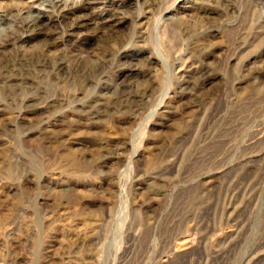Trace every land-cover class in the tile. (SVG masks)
I'll return each mask as SVG.
<instances>
[{
  "label": "rangeland",
  "instance_id": "374dc122",
  "mask_svg": "<svg viewBox=\"0 0 264 264\" xmlns=\"http://www.w3.org/2000/svg\"><path fill=\"white\" fill-rule=\"evenodd\" d=\"M57 1L0 0V264H264V1Z\"/></svg>",
  "mask_w": 264,
  "mask_h": 264
},
{
  "label": "bare ground",
  "instance_id": "6f19581e",
  "mask_svg": "<svg viewBox=\"0 0 264 264\" xmlns=\"http://www.w3.org/2000/svg\"><path fill=\"white\" fill-rule=\"evenodd\" d=\"M57 3H60V0H58ZM27 9H28V11H30V10H35V11L34 12L31 11V15H29V17L26 18L24 25L26 24V27H28V29H29V27H33V26L35 27L37 24L39 25V27L44 26L43 24L39 23L43 8L41 9V8L31 7V9L30 8H27ZM2 41H4V40H2Z\"/></svg>",
  "mask_w": 264,
  "mask_h": 264
}]
</instances>
